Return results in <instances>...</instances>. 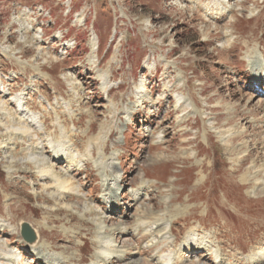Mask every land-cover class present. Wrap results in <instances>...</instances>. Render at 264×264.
<instances>
[{
	"label": "rangeland",
	"instance_id": "1",
	"mask_svg": "<svg viewBox=\"0 0 264 264\" xmlns=\"http://www.w3.org/2000/svg\"><path fill=\"white\" fill-rule=\"evenodd\" d=\"M2 91L66 125L80 171L9 172L41 155L0 136V264H264V0H0Z\"/></svg>",
	"mask_w": 264,
	"mask_h": 264
},
{
	"label": "bare ground",
	"instance_id": "2",
	"mask_svg": "<svg viewBox=\"0 0 264 264\" xmlns=\"http://www.w3.org/2000/svg\"><path fill=\"white\" fill-rule=\"evenodd\" d=\"M230 36L231 35L227 36L228 41L230 40ZM94 43H95L94 41L90 42V44H94ZM259 50H260V48H259ZM256 65H257V62H256ZM14 78L18 79V76H15ZM261 79H262V77H261ZM13 82H14V80H13ZM9 86H12V85L9 84ZM9 91H12V89L10 88ZM3 96L6 98L8 96V94H4L2 91V92H0V97H3ZM15 100H7V101L14 104V106L16 108L15 111H13L12 109L9 110L5 106L0 107V122L1 123H9L11 126H13L14 124H17L18 126L22 127L21 132H18L16 130H12V131H8L6 133L0 134V136H1V138H2V136H4V137L10 136L11 141L5 142V143H7V147L9 145H12L15 147V150L11 153V156L14 158L19 156V152H20L19 149H23V147L27 144H29V145H27V147L24 148V150L27 149V150L31 151V154H34L36 157L38 155L39 156L41 155V156L36 161H28V162H23V163H21L20 160H14V161H12L11 164H9L7 171L15 172L16 170H19V171L25 172L24 174H28V175L32 174L33 178H35L36 181L47 179L51 182H54V179H53L54 173L53 172L57 171L58 165L60 164L61 159H67L68 161L65 160L67 162V167L65 168L64 171L61 170V172H58V177L62 179L63 184L66 183L65 186H68L66 189L70 188L72 190L74 186H72V184L71 185L67 184V182H68L67 176L71 175L73 173V171H80L79 169H77V164L73 163L75 161H73V159H72L73 156H72V153L70 152L71 147L76 144L75 141H73V135H71V133L69 134V130L65 124H64L63 128L61 129V127H60L61 123H57L56 121L52 122V123L47 122L46 118H47L49 113H47L46 110H43L44 116H45L42 119L43 125L40 127L36 126L33 118L30 116V112L32 111L31 107L34 104V102L29 103L27 101H24L22 103L21 101L18 102ZM50 128L54 129V130L51 131ZM58 133L60 135L56 136ZM97 137L90 138L89 140L96 142ZM101 139H98V140L100 141ZM95 144H97V143H95ZM0 149H4V147H0ZM6 149H7L6 151H8L7 155H9L10 150H9V148H6ZM69 156H71L70 157L71 159L69 158ZM35 166L43 167L42 171H40L39 174H38L36 168L32 169V167H35ZM215 166H217V165H215ZM13 169H15V170H13ZM81 171H83V170H81ZM261 171H264V164H263V169ZM48 172H49V174H48ZM77 175L78 174H76V176ZM110 178L111 177H108L105 181H110ZM73 183H75V182H73ZM141 183H142V185H141V187L138 188V190H137L138 192H140L143 188H146V186L148 184L144 180H142ZM105 185L106 184H104V188H105ZM119 189H115V188L109 189L106 187L105 191H108V193L106 195L109 196V198H110V208H109L110 210H112L116 206H118V207L121 206V204L119 202V198L117 197ZM43 193H47L46 196H48L49 200L50 199L55 200L57 198L53 192L52 193L50 192L49 189L46 190L45 192L43 190L42 194ZM67 194H69V193H67ZM63 195L65 196V194H63ZM138 195H139V193H138ZM121 198H123V196ZM136 200L138 201V198ZM9 209H10V206H9ZM91 212H93V211H91ZM0 216H1V214H0ZM151 217H153V216H151ZM169 221L173 222V221H175V218L171 216ZM41 223H39V221L38 222L37 221L30 222L29 225L31 226V228L35 232L36 241L33 244H29L27 242H25V243L30 245V248L32 250L37 251V253H36L37 255L44 256L43 253L46 251L45 249L48 246L39 237L40 233H39L37 227L40 225L43 226V223L42 224ZM138 224H139V226H138ZM138 224H137V227L141 230L143 229V231H144V229H146L148 227L146 225L147 222L145 223V220H144V222L138 221ZM164 224H165V222L163 221V219L158 218V217L155 218L154 223L152 224L153 226H155L154 230L150 233L145 232L144 233L145 236H148V235L149 236H158L161 234V237L164 238L165 234H166L163 232L166 230L163 227ZM124 229L125 228H123L121 226H118L117 228H115V230H117V231L120 230V232H126V230H124ZM113 231H114V229H112L110 231L111 236L113 235L112 234ZM171 231L173 232V229H171ZM4 232H5V225H1V223H0V233H4ZM17 234L20 235L19 230H17ZM38 234H39V236H38ZM37 238H38V240H37ZM152 246H157V245H152ZM94 256L92 257L93 262L95 261V262L99 263V262L104 261V259H105L103 256L101 257L100 254H98V253L95 254ZM115 257H118V254H115ZM97 259H99V260H97ZM62 261H64V260H62ZM62 261L59 260L58 264H61ZM260 262H263V260L257 261V263H260Z\"/></svg>",
	"mask_w": 264,
	"mask_h": 264
},
{
	"label": "water",
	"instance_id": "3",
	"mask_svg": "<svg viewBox=\"0 0 264 264\" xmlns=\"http://www.w3.org/2000/svg\"><path fill=\"white\" fill-rule=\"evenodd\" d=\"M21 235L23 239L29 244H33L36 241L35 232L31 228V226L27 223L22 224Z\"/></svg>",
	"mask_w": 264,
	"mask_h": 264
}]
</instances>
